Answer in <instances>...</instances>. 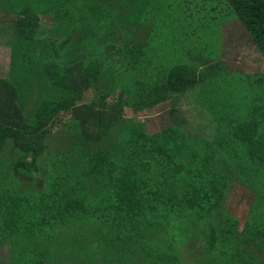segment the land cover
<instances>
[{
	"label": "trees",
	"instance_id": "1",
	"mask_svg": "<svg viewBox=\"0 0 264 264\" xmlns=\"http://www.w3.org/2000/svg\"><path fill=\"white\" fill-rule=\"evenodd\" d=\"M191 2L213 19L232 11L264 55V0H95L102 28L111 16L119 24L90 36L82 16L65 38L82 45L68 64L45 57L52 51L37 45L38 22L29 19L66 9L0 0L1 33L14 30L9 69L0 65V240L12 242L5 264H223L215 250L264 264V102L245 121L216 116L213 140L180 120L141 119L167 101L176 110L177 99L221 75L222 49L209 42L199 51L192 44L181 62L159 60L157 34L167 31L159 21L185 24L180 12L193 11ZM175 28L190 38L189 28ZM252 73L264 94V71ZM24 241L40 250L19 251ZM250 249L256 261L245 263Z\"/></svg>",
	"mask_w": 264,
	"mask_h": 264
},
{
	"label": "rangeland",
	"instance_id": "2",
	"mask_svg": "<svg viewBox=\"0 0 264 264\" xmlns=\"http://www.w3.org/2000/svg\"><path fill=\"white\" fill-rule=\"evenodd\" d=\"M193 3L194 2H191V4ZM192 10L193 11L190 9L186 12L181 10L180 15L185 17V24L173 23V21L169 19L168 26L166 27L165 25H160L159 21L158 25L160 28L167 29L165 32L164 29L161 30L164 33L157 34V37L164 41L159 60H163L166 65H169L170 62H181L183 59L190 58L191 55L186 51H189L192 44L197 45L199 51L201 47H203L204 50L206 42H209L210 45H213L214 50L219 49L220 52L222 49V59L225 60L224 62L226 64L222 63V65L217 68L218 72H216L221 75L216 80L207 78V88H203V86H201L203 84L201 83L198 88H194L195 90H193L192 93L189 91V94L186 96L190 97L186 99V101H182L180 104L177 102L175 107L181 109L182 113L177 112V115H172L169 105L160 104L153 108L151 112L145 113L146 115L144 114L141 119L153 117L154 119L152 118L153 120L151 123H154L156 126L160 125L161 127L172 124L175 120L179 121V119H184L182 123L185 124V129H189L192 132L200 130L199 133L201 132L200 134L203 136L202 130L204 129L214 132V127L211 126V122L216 121L218 125L216 116L226 119L229 118L227 116L229 115L239 121H245L250 118L251 110L264 102V97H262L264 94L261 93V89L255 87L253 83L256 81V76L249 75L254 74L252 72L264 71V55L253 46L246 27L242 25L241 30H238L240 25H238L237 22H232L234 20V13L232 11H229L230 13L224 17L218 15L217 18L213 19L211 14L212 11H208V9H200L193 4ZM199 11H205L209 14L205 17L198 16ZM191 12L195 14L191 15ZM113 18H115V16H113ZM136 19L139 20L140 16H136ZM224 19L227 20L226 23L221 24ZM210 21H212L214 26L204 29L205 23ZM179 26H185L191 30L189 39V31L184 34L178 32L177 28H175V31L172 29L173 27ZM1 32L0 30V65H3L5 71H7L11 59V50L6 42L12 40L11 36H13L14 30L5 34ZM174 40H178L181 43L178 45L183 47V53L175 52ZM193 40L195 41L192 42ZM219 46H221V48H219ZM210 72L212 73V71ZM223 83H226V85L232 84V86L226 87L225 85H218ZM183 102H187V104ZM187 106L189 110L192 108L201 109H197L196 113L192 114L189 111L185 112ZM201 114H203V117H201ZM177 117L179 119H177ZM153 128L155 129L156 127L150 126L151 131ZM181 128L183 129V127ZM55 131L61 134L59 124L54 126L53 132ZM62 141L63 139L61 137H57L54 145L60 146ZM1 221H3L2 215H0V222ZM2 235L3 231L1 232L0 230V237H2ZM16 246L18 247L16 248L23 253L28 252L34 254L35 248L37 247L40 250V243L34 241H24L21 244L17 242ZM197 264H204V259L198 261Z\"/></svg>",
	"mask_w": 264,
	"mask_h": 264
},
{
	"label": "crops",
	"instance_id": "3",
	"mask_svg": "<svg viewBox=\"0 0 264 264\" xmlns=\"http://www.w3.org/2000/svg\"><path fill=\"white\" fill-rule=\"evenodd\" d=\"M29 1L31 3L32 7L35 10H38L40 13L42 11H44L45 9H47L48 6H52L51 3H53V5H56L57 7L61 8V9H66V10H64V14L63 13H61L62 15L59 14V15H61L59 18H57V16L54 17L53 15H49L48 13L42 14L41 17H38V19H39L38 21L35 19L36 17L32 18V16H30V18H29V19H32V21L34 23L38 22V28H36V30H34V32H33L35 35V38L37 40V45L40 47H42L44 45L45 49H49L50 51H52L51 56H50V52L47 50L45 57H47V58L49 57L51 59H57L60 62V64H62V60H64L67 63L68 61H71L70 59H72V58L77 59L80 56L79 51H81L82 45L81 46L79 45V41L77 40V46L76 47H75L74 41L70 44L65 45V40H66L65 38L71 34L72 25L77 23V22L79 23L80 20L82 19V16L84 17V20H85L86 25H87L86 27L88 29V35L90 34V36L94 32V29H98V27L100 29H105V31L109 27H111V29H113V31H114L116 29L114 27L119 24V20H117L116 16H115V18H113V16H111V18L108 17L110 19H108V20L105 19V21H104V22H106V27H108V28H102V19L95 17V14H94V10H93L94 5L93 4H94L95 0H29ZM50 1H51V3H50ZM232 22H237V24L240 25V28L238 30H241L243 24L239 19H234ZM229 23H231V22H229ZM58 25H65V27L60 30V27H58ZM56 29L64 32L62 34V36H60L59 34H55L53 32ZM100 29H99V31H101ZM76 38L78 39V37H76ZM250 38H251V36H250ZM87 39H88V36H87ZM54 47H56V48H54ZM73 47H75V49ZM87 50H88V46H87ZM90 55H91L90 53L87 54L88 57ZM48 60H46V61H48ZM89 62L90 61L87 59L86 64L87 63L89 64ZM189 97L190 96H184L182 98H179V99H177V101L175 103L178 102V104H180V102L186 101V99H188ZM183 103L187 104V102H183ZM163 104L169 105L170 112L172 115H174V114L177 115V112L182 113V110L177 109V108H176V110L173 111L171 109V106H170V104H171L170 101L164 102ZM197 109H201V108H192L189 110L188 106H187L185 109V112L189 111L192 114H195ZM201 115H202L201 117H203V114H201ZM207 117L212 119L209 116H207ZM150 118L152 119L153 117H150ZM177 119H179V118L177 117ZM179 120L183 121L184 119H179ZM202 131H203L204 137H206L210 140L211 139L213 140L215 138L216 130H214V132L211 130L207 131V129H204ZM11 246H12V242H8V240H0V264H5L6 262L10 261ZM194 252H196V251H194ZM197 254L201 258L203 257V254H201V253H197ZM214 255H215L216 260L222 262L223 264H224V262H225V264H239V262H241V259H239V254L236 250H235V252L233 251V252L229 253V255L222 253L221 250H215ZM234 255L238 258V260L234 261V259H233ZM187 257H188V254H187ZM255 261H256V257L254 254V250L250 249L248 255L244 258V262L245 263H248V262L253 263ZM184 262H186V261H184Z\"/></svg>",
	"mask_w": 264,
	"mask_h": 264
}]
</instances>
